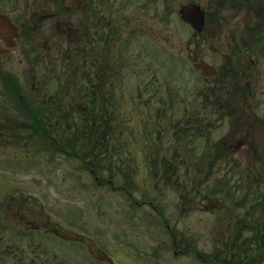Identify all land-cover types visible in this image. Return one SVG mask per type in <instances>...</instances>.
Instances as JSON below:
<instances>
[{"label": "rangeland", "instance_id": "1", "mask_svg": "<svg viewBox=\"0 0 264 264\" xmlns=\"http://www.w3.org/2000/svg\"><path fill=\"white\" fill-rule=\"evenodd\" d=\"M37 1L4 0L0 5L7 13L13 8L11 4L15 7L35 6ZM191 2L198 3L207 12L206 33L198 36L195 40L198 43L193 45H189V39L194 31L179 16V8ZM92 3L98 9L97 16L106 17L105 22L110 24L102 30L98 26L93 30L92 60L98 65L106 62L101 57L106 42L101 40L98 45L96 32L100 29V34L109 42L108 64L104 67L106 81L102 79L98 83L95 79V66L89 71L98 87L102 86L109 94L105 106L112 119L103 117L108 128L106 134L101 131L104 135L100 141L103 146L112 148V157L107 153L104 155V165L111 157L112 173L105 170L95 176L84 169L86 158L68 155L73 152V145L74 151L79 147L80 151L87 149L83 142L69 141L75 133L73 128L63 133V126L55 131L49 126L46 130L49 138L53 137L52 146L39 134L32 135L29 129L21 130L20 135L17 131V138H13L6 125L3 128L6 130L0 131V200L4 203L1 213L8 222L27 216L26 211L36 218L46 216L51 222L91 237L117 264H205L197 258V252L202 257L212 256L222 234L227 237L239 233L238 220L245 217L244 210L251 205L247 201V206L242 208L236 205V200L224 197L229 191L235 192V185L238 196L242 194L240 190L246 193L249 184L247 167L255 173L263 171L254 155L264 150V131L257 130L258 134L255 133L247 144L243 145L241 141L239 151L240 137L230 139L232 154L226 159L218 158L213 166L209 165L205 155L233 125V120L227 116L225 96L220 105L224 107L227 119L220 121L213 114L216 107L213 109L209 105L216 98L210 93L211 89L235 85L246 88L249 84V102L255 115L264 122V53L258 50L264 46V32L258 41L257 34L250 33L252 26L248 27L261 23L264 31V14H259L258 7L264 0H254L249 10L237 12L224 8L219 9V13L215 10L217 0H92ZM69 4L70 0H67L66 5ZM61 16L55 26L45 25L50 34L44 36L42 43L38 40L39 51L35 48L30 56L38 62L34 68V73L38 74L36 81L25 71L31 65L17 62L6 65L9 73L20 75L21 84L29 83L24 87L26 96L20 99L19 93L13 97L0 81V113L3 112L4 117H19L21 100L25 97L28 102L37 101L31 92V87L37 85L45 88V92L40 91L41 99L48 92L54 98L62 92L66 110L69 105L79 110L84 106L78 99L81 86L93 83L82 78L85 67L91 62L83 65L81 61L82 68L77 70L73 69V61L65 59L63 49L66 52L70 48L65 43L60 45L59 38L55 37L59 27L69 24L65 14ZM243 34L249 44L253 42L249 52L237 47ZM199 58L214 65L218 71L227 68L226 62L233 63L239 71L246 67L249 76L242 79L232 73L227 76L229 79H206L194 69L193 63ZM240 60L244 67H239ZM71 106L68 113L77 127L83 116L71 113ZM253 121L249 119V123ZM0 123L4 124L1 116ZM96 155L99 157L98 153ZM166 160L172 161L175 168L177 166L175 173L178 176L170 184L165 183L162 175ZM151 162L158 163L159 173L155 174L150 168ZM110 174L116 178L111 179ZM97 176L102 182L111 180L115 189L106 183L97 186ZM225 182H228L227 186H224ZM123 186L126 192H131L133 199L122 190ZM222 188H227L225 196ZM193 189L203 193L196 196L191 194ZM22 191L29 196L23 205H17L13 199ZM209 196L213 197L204 198ZM134 201H145V204L137 208ZM149 201L160 208L167 222L155 216ZM167 226L180 240H186V245L190 243L196 247V251L182 249L183 255L175 253ZM241 233L245 238L247 234ZM38 242L43 246L36 254V264H97L77 245L62 243L49 236ZM6 264L20 263L16 258L7 257ZM206 264L221 263L215 260Z\"/></svg>", "mask_w": 264, "mask_h": 264}, {"label": "trees", "instance_id": "2", "mask_svg": "<svg viewBox=\"0 0 264 264\" xmlns=\"http://www.w3.org/2000/svg\"><path fill=\"white\" fill-rule=\"evenodd\" d=\"M65 0L62 1V4L64 5ZM74 3V2H73ZM193 3V2H191ZM78 4V3H76ZM79 7L76 8V11H65L66 16V23L73 20L75 17V13L77 12L78 15H81L80 22L76 24V27L72 26V22L70 24H66V27H59L56 31V36L59 38L60 45L62 43H65L66 46H68L70 49L65 50L63 49V54L66 55L65 59L73 61L74 68L73 69H79L81 67V61H83V65L87 62H91V64L88 67H85V71L83 72L82 78L88 79L90 82L93 81V83H87L83 84L80 89V96L78 101L83 103L84 106L79 109H73L71 105L67 108L70 110V106L72 108L73 114L82 115L83 118L80 119V122L77 124L74 118L68 113V110H66V103L65 98L62 97V92L56 95L55 97V104L54 106L49 109V106L46 105V114L50 117H56V123L59 126H63L62 132H67L70 129L73 128L74 132L73 137L69 140L70 142L76 141H88L90 142V147L82 152H76L74 151V145H73V152L68 153L70 156H77L78 158H90V163L94 164L95 162H100L101 155L102 154H110L112 157L111 147L103 146L102 142H100V137L103 136V132L108 128L107 122L103 121V117H108L112 119L111 114L107 110L105 103L109 102V94L105 91V89L101 86L98 87V83L102 82V79L106 81V72H105V65H107L108 61V52H109V42L105 35L100 34V31L105 28V26L110 25L107 24L106 17H100L99 14L97 16V7L95 9L88 8L84 9L80 4H78ZM218 8L216 7V13H219V9H224L225 0H217ZM95 22H91L92 19H95ZM97 24V25H96ZM98 26V27H97ZM100 28L96 32V36H98V44L101 42V40L105 43V53L102 54L103 61H106L104 64L98 65L94 60H92V55H94V49H95V41L93 36V30L95 28ZM50 30L48 29L47 32L42 30H32V31H23L21 39H25L29 41V44H24L23 47L25 49L30 50L28 52V56L32 55V53L36 50L38 52V40L45 41L44 36L49 35ZM111 32V31H110ZM200 36L198 33H194L192 38L189 39V45H193L198 43L196 38ZM258 36V37H257ZM255 36L258 41H261V37L259 35ZM55 37L51 36L50 38L55 40ZM194 39V41H193ZM242 45L246 48L253 49V42L248 43L247 40L241 39ZM193 41V42H192ZM36 48V49H35ZM43 49V48H42ZM264 46L261 47V49H258L261 53L263 52ZM44 50V49H43ZM43 62V61H42ZM242 63L239 62V67H241ZM91 66H95L96 73H95V79H97L98 83L96 84V81L93 79L92 73L89 71L91 70ZM227 68L221 70L218 77H215L213 79L220 80L224 77L230 76V74H235V77L243 78L249 76L247 72V68L241 69L239 71L236 66L233 65V63L226 62ZM238 67V66H237ZM77 73V71H76ZM226 79H229L227 77ZM251 90L249 87L246 86H224L220 89H211L210 93L215 96L216 100L212 102L209 106H211L215 111L213 114H215L216 117H218V120L222 121L227 119L225 116L224 107L220 105V100H222L225 96V105L227 108V112L229 113L228 118L230 116V119L233 120L232 128L229 130L228 134L223 136L220 140H218L215 145L208 149L207 154L205 155L206 159L208 160V163L210 166H213L218 161L217 159H226L227 156L232 154V148H230L229 140L232 138L240 137V140L237 142V148L238 151L241 149L242 144L240 145L241 141H243V145L247 144L248 141L253 140L252 136H255L256 131H264V122L258 118L255 115V111H253L252 104L249 102V92ZM64 93V92H63ZM23 106V114L26 116V118L32 122V124L36 125V129L38 130L40 128V125L36 124L40 120H42L43 112H41V115L39 117V114H35V110L28 104L25 100L21 102ZM79 110V111H78ZM251 115V118H250ZM249 119H254L253 122L249 123ZM9 122L16 123L15 119L9 118L7 119ZM103 121V122H102ZM24 125V124H22ZM21 125V126H22ZM15 129V128H13ZM104 130V131H103ZM103 131V132H101ZM39 132H34V134ZM106 134V133H105ZM258 134V133H256ZM75 141V142H76ZM98 153L99 157L96 155ZM257 158V162L261 165L260 173H255L254 170L251 167H247L248 170H246L247 179L249 180L248 188L246 190V193L242 190L241 195L238 196L236 194L237 191V185H235V192L232 193L229 191V193L226 194V189L222 192L225 196L224 199H232L236 200V205H239V207L244 208L247 206V201L250 202V207H247V209H241L245 212V217L238 220L239 226L238 230H240L239 233L236 235L229 234V236H223L219 239V243H216L214 246L217 247V254L213 256H206L202 257L197 252V258L202 263H209L212 262L215 257L216 260H219L223 264H264V175H260L264 172V150H259L254 155ZM109 162V167L106 168L111 171L113 169V163ZM153 164L152 167H150L152 170L154 169V173H158L157 171V162H151ZM166 164L169 166L170 162H166ZM166 167V171L162 174L163 179L165 183H173L172 180L176 179V173L173 175V173H169L170 167ZM254 174V175H253ZM111 177H114V174H110ZM225 176V175H224ZM157 178V176H155ZM224 178V177H223ZM243 181V179H241ZM228 182L224 183V186H227ZM223 186V187H224ZM239 190V188H238ZM203 193V191L193 189L191 194H194L196 196H200ZM213 196L204 197V198H212ZM188 199V196L186 197ZM159 216V215H158ZM242 231L245 232L246 237L243 238ZM184 237V235L182 236ZM186 240H179L178 244L175 246L179 250H195V248L190 245H186ZM185 244V245H184ZM181 245H184V248H182ZM196 251V250H195Z\"/></svg>", "mask_w": 264, "mask_h": 264}, {"label": "flooded vegetation", "instance_id": "3", "mask_svg": "<svg viewBox=\"0 0 264 264\" xmlns=\"http://www.w3.org/2000/svg\"><path fill=\"white\" fill-rule=\"evenodd\" d=\"M73 2L74 3H72V6L66 7L67 10L76 11V8L79 7L78 4H80L84 9L87 6L88 10L93 7L92 0L91 2L87 1L86 3L83 0H73ZM34 5L35 6L27 4L25 7H15V4H11L13 8L9 9L7 13L4 12L5 9L0 5V17L6 20L4 21L0 19V81L5 83V87L12 89V91L20 90V88H18L20 83L15 81L19 80L20 75L18 73H9V71L5 69V66L13 64V62L23 65L24 61L27 60L25 57L12 58L13 53H18V45L21 46L26 43L25 40L21 42L16 38L11 39L13 30L12 28L16 27L19 33L23 31H32L33 29H48V27H45V25L51 28L50 26H55V23H58L64 10L62 0H38L34 3ZM258 7L259 9H264V6H262L261 3L258 4ZM75 14L78 13L76 12ZM78 22L80 21L77 20V23ZM25 71L30 77L31 75L28 68L25 69ZM25 71L23 72V76L25 75ZM14 78V81L7 82V80H12ZM41 90L44 92L43 88H41ZM34 93L38 98L37 101L34 100L35 114H39L40 117L41 112H43L42 114L44 117L42 121L39 118L40 127H45L41 128V131H47L46 129L49 126L55 131L52 120L49 118L48 114H46V105H48L49 109H51L52 104H54L52 101V96H48L47 99H45L44 96L41 99L40 97L42 94L39 87L34 88ZM3 127H5V125H3ZM28 127L36 128V125L29 123ZM17 131L20 135L21 130L17 129ZM12 134L13 132L10 135ZM47 137L49 138V135H47ZM51 138L53 137L51 136ZM28 196L29 195L27 193L22 191L19 197L13 200L17 205H23ZM12 197L15 198L16 195L14 194ZM2 203L3 202L0 200V264H6L7 257L16 258L20 264H36V254L38 249L43 246L41 242H38V239L40 241L41 239L47 238L48 236L55 238L59 242L72 244L73 246L77 245L80 249H85L87 252L89 251L87 244H84L83 242H72L57 236L55 230L60 231L65 229L67 232L71 233H75L77 231L63 227V225L57 222H51L46 216H43L42 218H36L33 216L32 212L30 213L26 211L27 216H20L15 218L14 221L8 222L5 216L1 213V209L3 207ZM5 240H7L6 242H8V244L5 243ZM88 254L93 260L95 259L91 252H88ZM94 261L97 264H113L111 262H104L100 260Z\"/></svg>", "mask_w": 264, "mask_h": 264}, {"label": "water", "instance_id": "4", "mask_svg": "<svg viewBox=\"0 0 264 264\" xmlns=\"http://www.w3.org/2000/svg\"><path fill=\"white\" fill-rule=\"evenodd\" d=\"M179 10L180 18L182 21H185L187 24H189L194 31H197L198 33L204 32L203 30L206 25V13L198 4H185ZM0 19L6 21L2 17H0ZM12 29L13 30L11 39H14L18 36V29H16L15 27H13ZM194 68L196 70H200L206 78L218 75L216 68L210 63H206L203 59H199L197 63H194ZM55 232L64 239L66 238L72 241L77 240L85 243L87 242L90 251L94 254L97 259L101 261L112 262V260L108 258L105 253L101 252L98 248H96V246L92 242L85 240L82 236L77 234L70 235L69 233L65 231L63 232L61 230H55Z\"/></svg>", "mask_w": 264, "mask_h": 264}]
</instances>
